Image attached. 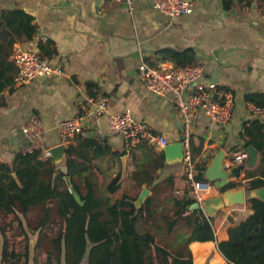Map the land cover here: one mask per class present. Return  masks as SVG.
<instances>
[{
	"label": "crops",
	"instance_id": "crops-1",
	"mask_svg": "<svg viewBox=\"0 0 264 264\" xmlns=\"http://www.w3.org/2000/svg\"><path fill=\"white\" fill-rule=\"evenodd\" d=\"M191 1L193 8L189 14L168 17L149 0H132L130 6L118 0H0V30L5 23L3 15L12 10L31 16L35 28L29 39H16L12 51L15 45H20L63 71L61 75L34 79L19 86L13 83L16 65L12 53L7 58L15 70L11 83L0 93V102L4 103L0 106V159L9 162L15 153L23 152L27 139L22 128L30 116L36 115L46 129L51 159L58 167H64L68 144H76L81 136L95 138L113 150L126 149L119 159L107 154L94 160L104 172L101 182H108L120 171L119 190L133 195L137 192L136 200L145 191L141 205L147 196L153 197L170 185L187 187L180 194L169 195L173 204L176 198H192L182 163L179 115L169 97L156 96L146 89L137 71L142 59L156 67L177 65L183 53L191 52L192 61L188 64H199L204 72L202 88L215 99L229 93L234 101L232 117L223 126L197 112L189 140L198 173L202 172L204 181L212 185L210 198H223L214 207L213 217L219 238L225 237L229 226L251 212L248 199L264 201V186L247 190L246 178V169L260 166L261 154L255 143L264 149L261 135L264 115L253 118L262 126L252 128L246 138L242 127L247 118L246 97L251 94L264 97V0ZM6 39L1 38L0 44H5ZM39 43H47L51 54L43 56ZM99 95L106 97L107 110L88 120L86 127L61 146L58 121L93 111L91 99ZM256 100L262 98L258 96ZM125 111L164 136L169 146H138L130 144L121 134H110L108 116ZM240 150L247 156L240 164H233V154ZM217 158L222 172L240 167L238 177L227 176L229 184L236 183L235 187H218L213 170ZM140 165L149 171L141 184L133 176ZM241 188L244 203H234ZM214 242H193L190 248L205 251L207 258L201 259L204 264H227L216 247L212 251L210 246Z\"/></svg>",
	"mask_w": 264,
	"mask_h": 264
},
{
	"label": "trees",
	"instance_id": "trees-1",
	"mask_svg": "<svg viewBox=\"0 0 264 264\" xmlns=\"http://www.w3.org/2000/svg\"><path fill=\"white\" fill-rule=\"evenodd\" d=\"M3 20L0 39L10 38L0 44V93L11 83L15 70L13 62L7 61L12 45L16 39H29L35 30L31 16L21 10L10 11ZM38 47L43 56L51 54L47 43ZM191 61L192 53L185 52L177 65ZM258 96L262 100L257 101ZM246 101L264 106L260 94H251ZM255 126L262 125L251 121L245 134L251 135ZM255 146L261 154L260 166L246 169L247 190L264 186V149ZM64 153L63 168L36 152L19 151L9 162L0 159V264H194L190 244L206 241L216 242V251L227 264H264L263 200L248 199L251 212L218 238L214 217L191 209L193 198H176L165 234L156 242L152 232L159 234V226L153 223L147 228V219L153 217L152 195L136 207L137 192L115 196L120 171L108 182L100 180L104 172L94 160L107 154L119 159L126 149L116 151L95 138L81 136ZM148 174L140 165L133 176L141 184ZM66 176L80 201L68 188ZM196 179L205 180L202 172ZM235 186L230 183L226 188Z\"/></svg>",
	"mask_w": 264,
	"mask_h": 264
},
{
	"label": "built area",
	"instance_id": "built-area-1",
	"mask_svg": "<svg viewBox=\"0 0 264 264\" xmlns=\"http://www.w3.org/2000/svg\"><path fill=\"white\" fill-rule=\"evenodd\" d=\"M124 1L129 6L132 0ZM158 12L168 16L176 17L189 14L192 11L191 0H149ZM12 59L16 65V72L13 75V83L25 85L34 79L61 75L62 69L52 64L46 58H40L34 51L15 45L12 51ZM138 76L144 83L146 89L159 97H169L179 115L182 135V163L185 167V179L191 187V195L198 208L204 213L203 203L209 199L212 192V185L207 181L196 179L198 166L191 155L189 140L191 126L197 112H202L210 122L215 125L227 124L233 114L234 101L229 93H222L219 99L202 88L203 69L201 65L191 63L184 65H167L160 67L152 66L142 59L137 67ZM95 105L93 111H87L72 118L61 119L57 123V131L60 145L64 146L69 139L87 126V121L104 113L107 110V99L103 95L91 99ZM247 118L243 122V136L246 138L245 128L250 126L254 117L264 115V106L246 102ZM27 139L23 152H36L40 158H52L48 146L46 129L36 115L29 117L22 128ZM108 132L110 134H121L128 139L130 144L146 143L152 147L165 148L169 145L164 136L156 133L143 121L134 119L129 111L108 116ZM247 156L244 150L233 154L232 163L240 164ZM251 211V210H250ZM205 215L208 216L206 213ZM215 237L218 231L214 230Z\"/></svg>",
	"mask_w": 264,
	"mask_h": 264
},
{
	"label": "rangeland",
	"instance_id": "rangeland-1",
	"mask_svg": "<svg viewBox=\"0 0 264 264\" xmlns=\"http://www.w3.org/2000/svg\"><path fill=\"white\" fill-rule=\"evenodd\" d=\"M185 189H187L186 185L185 186L184 185H177V186L176 185H170V186H166L164 189L159 190L155 194H153L154 201L151 204V211H152L153 217H149L147 219V228L150 230L151 229L150 227H151V225H153V223H157V225L159 226V228H160L159 234H157V233H155V231L151 230V231H153L152 233H154V235H155V241L156 242H158L159 235L163 236L165 234L164 228H165L166 222L171 218L172 209H173V201L171 198H168L169 195H174V194L177 195V193H179ZM124 192L125 191H123V190H119L115 194V196L119 197ZM134 204L136 205V200H135ZM143 219H145V218H141V221H143ZM216 222L217 221L215 219L214 223L217 226ZM217 237L219 238L220 235ZM210 247H212V251H214L215 247H216V242H214V245L211 244ZM204 253H205V251L198 252L197 248L193 249V247H192L194 264H196V263L204 264L205 263V260H201L203 258V256L205 258H207V254H204ZM202 261H204V262H202Z\"/></svg>",
	"mask_w": 264,
	"mask_h": 264
},
{
	"label": "water",
	"instance_id": "water-1",
	"mask_svg": "<svg viewBox=\"0 0 264 264\" xmlns=\"http://www.w3.org/2000/svg\"><path fill=\"white\" fill-rule=\"evenodd\" d=\"M215 53V52H214ZM169 146V145H168ZM167 146V147H168ZM166 148V147H165ZM253 152H250V154H252ZM220 159L217 158L216 161L214 162L213 165V170L218 178V187L219 188H224L226 185L229 184V180L227 179V176L229 174V176H233V177H238L239 176V171H240V167H236L231 169V171L228 172H222L221 171V165L219 163ZM250 163H251V159H250ZM65 180L67 182L68 188L70 189V191L72 192V194L74 195V197L76 198L77 201H80L79 199V195L76 193V191L72 188L69 177L66 176ZM145 193V191H143ZM228 191H226L227 193ZM144 193H141L140 196L143 197ZM227 198V196L225 195V199ZM139 199V198H138ZM137 199V200H138ZM143 199V198H142ZM223 201L222 197H218L216 199H212L209 198L207 200L204 201L203 203V209L205 211V213L210 216L213 217L214 215V207L216 205H218L219 203L221 204ZM234 203H239V204H243L244 203V199H243V189L241 188L240 192H239V196L237 199L234 200ZM140 204V203H139ZM137 205V204H136ZM141 205V204H140ZM139 205V206H140ZM198 203L197 202H193V204L190 206L191 209H197L198 208ZM138 207V206H137Z\"/></svg>",
	"mask_w": 264,
	"mask_h": 264
},
{
	"label": "bare ground",
	"instance_id": "bare-ground-1",
	"mask_svg": "<svg viewBox=\"0 0 264 264\" xmlns=\"http://www.w3.org/2000/svg\"><path fill=\"white\" fill-rule=\"evenodd\" d=\"M142 198H143V197H142V196H140V197H139V199H138V200H136V204H137V205H139V203L142 201Z\"/></svg>",
	"mask_w": 264,
	"mask_h": 264
}]
</instances>
